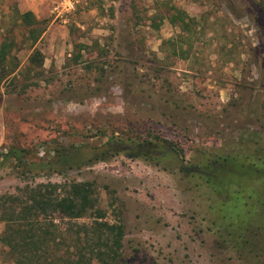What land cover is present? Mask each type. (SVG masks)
I'll use <instances>...</instances> for the list:
<instances>
[{"label": "rangeland", "instance_id": "374dc122", "mask_svg": "<svg viewBox=\"0 0 264 264\" xmlns=\"http://www.w3.org/2000/svg\"><path fill=\"white\" fill-rule=\"evenodd\" d=\"M26 1L0 0V238L7 207L40 184L67 195L88 183L84 216L39 215L61 241L101 214L124 232L114 264L262 261L237 255L229 225L248 220L264 246V0H29L44 27L35 42L19 18ZM152 147L155 160L139 156ZM204 152L232 154L212 181L219 194L180 169ZM20 263L0 240V264Z\"/></svg>", "mask_w": 264, "mask_h": 264}, {"label": "trees", "instance_id": "16d2710c", "mask_svg": "<svg viewBox=\"0 0 264 264\" xmlns=\"http://www.w3.org/2000/svg\"><path fill=\"white\" fill-rule=\"evenodd\" d=\"M184 17H186V13H184V15H173L171 19L174 24H177L180 19L185 25L186 20ZM19 18L21 24L28 29L27 38H30L34 42L37 41L44 32L43 23L31 10L19 12ZM5 44H3V54L9 53L12 49L9 50L8 43ZM37 58H39L42 64L43 54L38 50L34 51L31 61L34 62ZM3 72H5L4 68ZM246 140L248 141L247 143L250 142L249 139L246 138ZM147 143L155 147H164L168 155L181 156L182 150H179L176 144L167 139L154 137L149 139ZM153 148L154 147L148 152L144 151L139 153V156L143 155L145 160L148 161L155 160L157 156ZM201 154L202 159L200 165H197L192 170L191 167L189 169V167L185 166H181L180 169L182 172H191L192 174L201 176V178L206 181L207 186L215 192L216 188L212 182L214 180V175L216 171L221 168L223 163L222 160L232 154L216 153L213 159H208L207 156L210 155L205 156L206 152ZM60 156L61 163H69L72 165L74 162H77L76 157L71 153H65ZM245 159L253 161L251 164L252 166L259 164L252 160L251 157L246 156ZM255 167L257 169L255 175L258 176L262 169L257 166ZM44 187L46 189L40 191V189ZM56 188V185L49 188L47 185L40 184L35 191H33L30 200L20 206V210L13 205L7 207L5 213L12 214V216L6 217V227L0 240L3 242V246L9 248L10 256L14 260L25 261L27 264H92L95 260L111 264L116 263L118 261L117 250L122 246L124 232L120 226L116 227L107 222L99 221L98 219L102 218L101 214L97 216V219L94 220L91 225H80L78 230L75 231L76 235L74 237H66L64 235L63 241L60 240V234L55 236L56 231H58V225L54 223L53 219L48 223L39 222L40 214L46 216L45 220L48 218L47 215L49 212H59L69 218L75 219L84 216L89 209L95 206V201L92 199V189L88 183L73 184L70 193L67 195H58L55 191ZM215 193L219 194L221 192L217 191ZM228 216L229 214H227L226 217ZM237 216L239 215H236V217ZM229 226L234 229L229 233L230 235L233 233L238 234V237L234 238L235 243L231 246V248L237 252V255L242 256L243 252L245 253L248 251L253 254V257L259 258L260 254H263L264 246L262 243H254L251 239L252 237L255 239L258 236V232H256V229L253 228V225L250 224L248 220L243 222L238 220L237 223L235 222V224ZM243 231H245L244 233L248 236L247 238H245L244 234H240L243 233ZM70 240L74 243V247L71 242L69 243ZM66 243H69V247L72 246L73 251L68 250L61 253L62 251L58 246ZM251 243H253V247L249 249L247 246ZM74 248H76L75 251ZM259 259L262 261H256L255 264H264V258Z\"/></svg>", "mask_w": 264, "mask_h": 264}, {"label": "crops", "instance_id": "0c3cea01", "mask_svg": "<svg viewBox=\"0 0 264 264\" xmlns=\"http://www.w3.org/2000/svg\"><path fill=\"white\" fill-rule=\"evenodd\" d=\"M27 2V5L25 4V7L27 8L25 11H28V10H31V11H33L34 13H35V15L37 14L36 12H37V8H35V4H37V1H33V3L32 2H29V0H27L26 1ZM29 3V4H28ZM35 3V4H34ZM24 11V12H25ZM37 16V15H36Z\"/></svg>", "mask_w": 264, "mask_h": 264}, {"label": "built area", "instance_id": "2783aa9c", "mask_svg": "<svg viewBox=\"0 0 264 264\" xmlns=\"http://www.w3.org/2000/svg\"><path fill=\"white\" fill-rule=\"evenodd\" d=\"M74 4V3H73ZM72 3H71V7H73L72 5H73Z\"/></svg>", "mask_w": 264, "mask_h": 264}]
</instances>
